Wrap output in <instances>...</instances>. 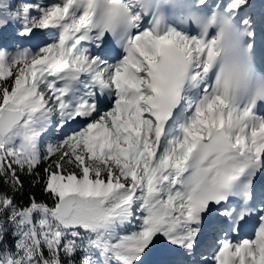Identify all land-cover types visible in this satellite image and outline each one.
Segmentation results:
<instances>
[{
    "label": "snow or ice",
    "instance_id": "obj_1",
    "mask_svg": "<svg viewBox=\"0 0 264 264\" xmlns=\"http://www.w3.org/2000/svg\"><path fill=\"white\" fill-rule=\"evenodd\" d=\"M0 264H264V0H0Z\"/></svg>",
    "mask_w": 264,
    "mask_h": 264
}]
</instances>
